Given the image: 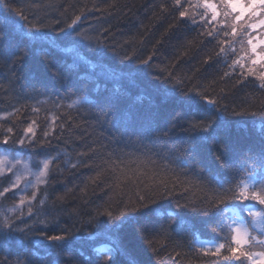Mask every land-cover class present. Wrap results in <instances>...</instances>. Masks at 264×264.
I'll use <instances>...</instances> for the list:
<instances>
[{"label":"snow or ice","instance_id":"obj_1","mask_svg":"<svg viewBox=\"0 0 264 264\" xmlns=\"http://www.w3.org/2000/svg\"><path fill=\"white\" fill-rule=\"evenodd\" d=\"M10 2L0 0L4 13L0 16V63L7 67L13 91L18 96H26L36 104L43 103L35 99L37 96H45L52 101V108L46 110L53 112L50 131L44 132L38 147L35 120L19 140L12 137L11 127L0 139V149L7 153L28 152L33 158L43 157L35 165L38 168V173H33L36 176L35 184L25 180L26 185L47 187V180L55 174L50 163L59 160L62 154H50L53 151L51 140L56 138L57 127L61 132L65 130L66 125L61 124L60 120L62 115H68V112L62 115L57 113L65 108L64 102L71 97L77 96V100L66 105L68 110L80 103L79 94H91L71 82V66L61 64L54 55L56 41L50 36L52 28L73 45L86 47L100 56L110 55L119 64L132 66L133 73L143 77L144 87L150 92L146 105L129 103L128 95L97 94L95 101L89 102L84 111L78 110L79 115L92 118L91 126H99L110 134L109 143L120 147L109 152L103 151L107 144L92 148L88 153L79 154V163L68 164V167L99 169L92 183L99 186L107 181V190L119 194L98 205L94 214L71 213L76 217L73 224L59 229L55 227L58 220L54 223L49 219L51 213L46 211V192L44 198H40L38 190L32 191L30 198L21 196L17 205L0 209V252L5 253L0 257V264H9V257L13 256L10 242L25 247L32 245L28 251H16L11 264H34V258L37 264H45V257L48 256L57 258L48 264H59L58 258L65 255L69 257V264H124L118 261V257L126 255V249L115 246L93 248L85 255L86 239L92 237V233L86 229L98 217L104 216L111 227L117 228L127 222L137 235L151 229L154 235L170 240L171 223L163 220L157 222L155 219L163 215L157 211L160 202L168 200L176 201L177 209L186 208L204 217L214 233L220 234L226 228L230 230L231 243L209 242L206 249H201L205 256L210 254L229 264H245V261L247 264H264V128L256 123L257 120L264 123V99L259 103L247 104L239 111L236 107L229 110L227 105L221 104L225 98L223 95L212 98L199 85L189 87L192 78L178 75L174 68L153 67L155 48L153 54L145 59H140L135 52L121 55L115 44H109L103 38L107 30H102L100 34H92V29L78 30L82 19L79 15L63 27H60V21L47 25L37 19L32 23L23 8L14 9L10 7ZM174 3L183 7L181 0H174ZM201 7L210 10L211 19L200 17L199 26L205 31L198 35L216 39L223 33L225 37L220 41L216 59L224 57L226 60L229 49L234 51L236 38L246 36L244 57L234 60L230 67L239 65L244 82L249 77H256L260 81V88L264 89V0H219V6L213 0H197L195 5L179 11L177 20L168 26L167 31L178 32L182 24L196 27L198 12L190 9ZM161 8L165 10L163 5ZM11 26L26 32L33 41L43 40L47 43L48 48L38 50V59L32 64L26 65L30 49L17 46L11 35ZM229 37L232 39L229 40ZM205 42L207 40L200 41L196 50ZM245 58L246 68L241 62ZM211 60L212 57L206 58L204 64H209ZM228 75L226 72L225 76ZM93 91H98V87ZM16 111L14 109L12 114ZM33 111L39 112L40 108H33ZM72 120L73 117L68 115V122ZM249 124L259 131L258 136L239 135V129L245 128L247 131ZM97 154L98 163L94 159ZM209 155L211 167L206 163ZM126 157L135 158L131 163H141L132 168L125 163ZM85 160L88 162L85 163ZM6 161L9 164L8 173L14 175L15 179L9 181V187L0 191V198L18 193L21 180L28 174L14 171L21 161L0 155V165ZM193 189L199 195L190 198ZM126 190L130 193L127 199L124 195ZM180 198L184 199V203L179 202ZM37 200L39 207L35 204ZM249 202H254L253 206H249ZM25 206L27 212L23 211ZM229 212L232 213L231 217L227 216ZM239 212H246L250 219L241 217ZM171 216L169 213L170 219ZM77 224L80 227H76ZM234 224L237 226L232 227ZM257 228L260 229L258 233L255 231ZM147 244L152 248L153 240H148ZM182 246V240L175 241L176 248ZM105 251L108 255L101 259ZM157 251L153 249L154 254ZM179 255L177 252L176 256ZM148 264L153 262L149 261Z\"/></svg>","mask_w":264,"mask_h":264},{"label":"trees","instance_id":"obj_2","mask_svg":"<svg viewBox=\"0 0 264 264\" xmlns=\"http://www.w3.org/2000/svg\"><path fill=\"white\" fill-rule=\"evenodd\" d=\"M213 2L219 6V0H213ZM196 3L197 0H181L183 7H180L175 5L174 0H11L10 7L17 10L23 8L24 14L28 16L32 23H35L37 19L47 25H54L55 22L60 21V27L70 23L72 19L79 15L82 19L79 22L80 28L78 30L92 29L94 30L92 34H100L102 30H107L103 38L109 44H115L121 55L135 52L140 59H145L153 54L155 48V59L152 61L153 67H166L167 70H173L174 68L178 75L192 78L189 87L199 85L212 98L223 95L225 98L221 100V104L227 105L229 110L236 107V110L239 111L241 107L247 104L259 103L261 99H264V89L260 88V81L249 77L247 82H244L241 79V67L239 65L234 68L230 67L234 60L244 57L246 36L236 38L237 42L233 45L234 51L229 49L226 60L224 57L217 60L215 54L219 52L220 41L225 37L223 33L216 39H208L198 35L205 31L204 28L199 26L200 17L206 16L209 20L211 19L210 10L203 7L190 9V11L198 12L195 17L198 21L196 27L182 24L178 32L169 33L167 31L168 26L177 20L179 11ZM162 5L165 10H162ZM3 15V6H0V16ZM10 31L17 46L30 49L25 61L26 65H30L38 59V50L48 48L45 41L32 42L15 26H11ZM50 36L56 41L57 45L53 49L54 55L61 64L71 66L73 70L71 82L85 89L86 93H91L79 94L80 103L75 104L71 110H68L66 105L77 100V96L71 97L70 100L64 102L65 108L60 109L57 113L62 115L68 112L73 120L69 123L68 115H62L60 123L65 124L66 128L61 132L57 127L56 138L51 140L50 145L53 150L50 153L51 155H55L56 152L62 154L59 160L50 163V168L53 169L55 174L47 180V187L45 185H38L37 187L40 198H44L45 192L47 193L46 211L51 213L49 219L54 223L58 220L55 227L59 229L62 226L73 224L76 217L72 216L71 213L94 214V210L98 205L104 204L109 198H115L119 194L107 190V181L100 183L99 186L92 183V179L96 177L99 169L85 167L70 169L68 167V164L79 163V154L88 153L92 148H99L100 145L107 144L108 147L104 148L103 151L109 152L113 148L120 147L109 143L110 134L99 126H91L92 118L79 115L78 110L84 111L89 102L95 101L97 94L128 95L129 103L146 105L150 89L144 87L143 77H137L133 73L132 66L119 64L110 55L100 56L97 52L86 47L73 45L68 39L56 32L54 28L51 29ZM228 39L231 40L232 38L229 37ZM202 40H207V42L203 43V46L199 47L197 51V45ZM188 42L192 43L189 44ZM69 46L76 47L82 56L99 63L116 74L111 73V75L101 67L90 68L82 59L63 51ZM185 52H187L186 55ZM208 57H212V60L205 65L204 60ZM241 62L245 64L246 68V58ZM122 72L123 74L126 73L127 76L122 75ZM226 72L229 73L228 76H225ZM9 77L7 67L0 63V139H2L6 130L11 127L13 128L12 137L19 140L20 137L24 136V130L35 120L37 122L35 126L36 146L38 147L43 139L44 132L50 131L53 112L46 109L52 108V101L45 96H37L35 99L43 101V103L36 104L26 96H18L13 91V85L10 83ZM237 81H241V83L238 84ZM97 87L98 91H93ZM52 95L54 97L55 92ZM140 97H143V99H138ZM37 107L40 108V111L34 112L33 108ZM14 109L17 111L13 115ZM256 123L264 128V123L259 120ZM245 134L258 136L260 133L249 124L247 131L245 128L239 129V135ZM0 151L4 150L0 149ZM125 151L129 150L125 149ZM19 153L22 154L23 158L29 159L33 167H35L37 161L43 159V157L33 158L28 152ZM94 159L98 163L99 154ZM134 159V157H126L125 163L130 164L132 168H136L141 161L131 163ZM87 162L85 160V163ZM206 163L210 167L212 166L210 155ZM14 179V175L10 173L0 175V180H2L0 191H3L5 187H9V181ZM124 195L127 199L130 193L126 190ZM196 195H199V193L193 189L189 197L192 198ZM179 202L184 203V199L180 198ZM17 203V196L6 194V198H0V209H8L17 205ZM175 203L176 201L172 200L160 202L157 211L163 215L155 217L157 222L163 220L171 223L172 239L165 240L162 236L154 235L151 229L137 235L132 225L127 222L114 228L110 226L106 217L101 216L86 229V231L92 233V237L86 239L84 245L85 255L91 252L93 248H97L96 246L99 244L104 243L101 248L115 246L126 249V255L118 257V261H123L124 264H129L131 261H135L136 264H148L149 261H152L153 264H229L228 261L210 254L205 256L201 251V249L207 248L205 242L199 243L198 240L228 245L229 241L227 239L230 236V230L227 228L224 230L223 238L222 233L217 234L212 231V227L209 226L204 217L186 208L177 209ZM35 204L39 207V200L35 201ZM253 204L254 202H249V206ZM27 210L24 212H27ZM169 213L172 214L171 219ZM84 218L86 219L87 216L84 215ZM225 223H229V221ZM76 227H80V225L77 224ZM148 240H153L152 248L148 247ZM176 240H182L183 246L176 248ZM10 243L13 256L9 257V264L15 259L16 251H28L32 247V245L25 247L16 242ZM153 249L158 251L154 254ZM177 252L180 254L179 256H176ZM222 252L227 255L224 250ZM76 254L78 255V253ZM4 255L5 253L0 252V257ZM41 255H43V252ZM107 255L106 251L103 252L101 259ZM54 259L57 258L45 257V264ZM58 261L59 264H69V257L67 255L59 257ZM34 264H37L35 258ZM245 264H247V261H245Z\"/></svg>","mask_w":264,"mask_h":264},{"label":"rangeland","instance_id":"obj_3","mask_svg":"<svg viewBox=\"0 0 264 264\" xmlns=\"http://www.w3.org/2000/svg\"><path fill=\"white\" fill-rule=\"evenodd\" d=\"M22 33L30 41L35 42V41L31 40L28 37L26 32L22 31ZM56 47H57V45H56ZM63 51H67L68 53H70V54H72V55H74V56H76L78 58H81L92 69L97 68V67H101L104 70L108 71L110 74L114 73L113 71L109 70L108 68H106L104 66H101L99 63H97L95 61H92L90 59H87L84 56H82L80 54V52L77 50V48L74 47V46L66 47V49H64ZM119 73H121V72H119ZM114 74H116V73H114ZM251 78H253L255 80H258L256 77H251ZM0 155H8L9 156V160H12L15 157L16 159L21 161V163L16 166L14 171L19 172V173L27 172L28 174L25 176L24 180H21V182L19 184L20 191L18 193H16L15 196H17V198H18V203H19V200H20L21 196H24L26 199L30 198L31 195H32V191L37 190L38 185L36 186V188H33V187L29 186V185H26L25 180L29 181L31 184H35L36 176L33 173H38V168L33 167L32 164H31V161L29 159H27V158H23L21 153L11 154V153H7L5 151H0ZM8 167H9L8 161H6L4 163V165H0V174L8 173ZM14 178H15V176H14ZM14 192H15V190H14ZM25 210H27L26 206L23 208V211H25ZM239 215L241 216V214H239ZM239 223H240V221L238 220L237 224H239ZM236 226L237 225H235V224L233 225V227H236ZM257 230L260 231L259 228H257ZM109 232H110V230H109ZM222 236L224 238L223 232H222ZM198 242L200 243V242H208V241H206V240H198Z\"/></svg>","mask_w":264,"mask_h":264},{"label":"bare ground","instance_id":"obj_4","mask_svg":"<svg viewBox=\"0 0 264 264\" xmlns=\"http://www.w3.org/2000/svg\"><path fill=\"white\" fill-rule=\"evenodd\" d=\"M122 75H126L127 76V74L126 73L123 74V72H122Z\"/></svg>","mask_w":264,"mask_h":264}]
</instances>
